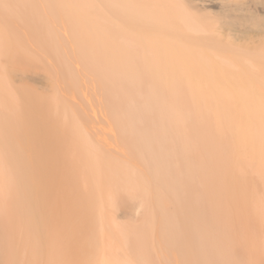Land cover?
Listing matches in <instances>:
<instances>
[{
  "label": "bare ground",
  "instance_id": "bare-ground-1",
  "mask_svg": "<svg viewBox=\"0 0 264 264\" xmlns=\"http://www.w3.org/2000/svg\"><path fill=\"white\" fill-rule=\"evenodd\" d=\"M103 1L0 0V18L15 2L21 20L44 23L40 49L64 84L80 89L73 62L97 84L123 156L87 138L77 111L55 91L53 106L27 91L31 101L21 107L1 81L0 107L11 102L12 116L0 118V264H264V237L254 229L264 231V66L250 58L264 60V0L255 8L221 4L220 32L240 28L251 39L254 31L259 44L247 52L194 41L216 30L190 0ZM61 17L68 49L54 28ZM1 25L0 59L24 60ZM38 81L55 90L53 78ZM26 125L30 146L48 148L54 166L31 159L20 142ZM63 138L73 148L68 162ZM71 193L96 217L91 226L85 213L65 207ZM123 195L136 204L137 225L118 226L112 216ZM78 217L89 244L77 241Z\"/></svg>",
  "mask_w": 264,
  "mask_h": 264
},
{
  "label": "rangeland",
  "instance_id": "rangeland-1",
  "mask_svg": "<svg viewBox=\"0 0 264 264\" xmlns=\"http://www.w3.org/2000/svg\"><path fill=\"white\" fill-rule=\"evenodd\" d=\"M95 1L97 2V0ZM181 1L182 3L185 4V0H181ZM190 1H192L194 4L199 6V8L204 9V12L207 14L209 18L208 23L211 29L216 30L215 32L212 33L194 34L196 35L194 36V41L199 40L203 44L206 43L210 44L215 42V44L217 43L218 47L222 48L223 50H226L227 48H231V47L238 49L243 48L241 50L244 52L245 50L246 52L250 50H254L255 46L259 44V42L256 41V38H254V34H255L254 31L251 32L250 34L251 36L249 35L251 39H244V35L241 33L242 29L240 28H237L236 31L232 29V32L227 29H225L224 32H220L222 31V27L219 23L218 17L220 15L221 4H223L226 0H213L212 2H207L206 0H190ZM237 2H241L245 4V6L255 8L262 6L261 4L263 3V0H236L234 3ZM10 3L13 5L12 6L13 8L11 7V10H6L1 13L3 18H0V21L3 22L2 25L0 22V25L9 31L10 36L15 42L14 43L15 48L21 50V55L23 56L24 60L22 61L15 60L16 61L15 63L17 64L16 65V64H12L14 63L13 60H12L13 62L11 63V61L7 60L5 57H2V59H0V82L2 81L1 85L4 83L5 86L4 84L3 86L7 88L8 93L14 94L16 96V99H18L19 105L21 107H27L28 102L31 101V99L26 100L25 97L27 96V94L26 96H24L27 91H33L34 93L38 94L41 98H43L44 101L48 99L49 104L53 106L51 103L53 101V98L51 97L53 96L52 95L53 91H55V93L58 96H60L61 100H64V103L68 110L77 111L78 116L81 118L82 124L85 127L86 136L89 135L90 138L93 141H95L97 144H99L105 152L114 153V154L119 153L120 156L123 157L121 155L122 149L119 142L118 130L115 124L113 123V121L111 120L108 111H106V108L104 107V98L100 93V91L97 89V84H95V82H93L92 79L88 78L85 75L82 66L76 62H73L72 68L75 70V72H77V74H80L82 77L80 89L78 91H75L69 88L66 84H64L62 82V79L60 78L61 71L57 66H54L56 65V63L53 60V58L48 56L45 52H43V50L40 49L41 45L38 42V40L44 39L47 35V31L45 29L46 27L44 23L32 22L29 19L26 21L21 20L20 16L22 17L25 15L24 9L17 6L15 2L14 3L10 2ZM97 3L104 4V1L98 0ZM41 11L43 12L42 7H41ZM192 14L197 16L199 15V13L197 14L194 11L192 12ZM60 19L63 23L62 22L55 23L54 28L57 27V29L59 30V35L61 37L60 41L68 49L69 47L68 44L70 43L71 35L68 29V25L66 23L64 25V21L62 20L63 19L62 17ZM232 35L233 36L236 35L239 40H233L232 38H230ZM258 52L261 51L258 50ZM24 56L28 58L27 60L29 61L33 60L36 61L39 65H42V66H38V67H42V69L40 70L38 68L35 69L30 66H27V64L29 63L25 62ZM250 58H252L251 61L253 64H256L257 62H263V64L261 63L262 64L261 66H264L263 59L261 60L259 57L256 56H250ZM11 65L14 67L17 66V68H13ZM15 69H18V71L14 72ZM45 69L50 70L52 73L47 70L50 73L49 74L48 72L45 71ZM249 75L254 78L253 80L255 84L257 85L263 84V82L256 76H253L252 74ZM43 77H46V79L53 78L55 80L54 82L55 90L53 89V87L46 85V83L44 82V80L46 79ZM38 80H42L45 84L44 85L41 84ZM6 104H7L6 107L3 108L0 107V116H2L0 118L2 121L9 120L12 116L11 102L9 103V101L6 100ZM29 109L31 110V112L34 111V109L31 106L29 107ZM52 110H54V107L52 108ZM22 113L25 115V117H28L26 115V110H23ZM17 115L22 116L20 112L17 113ZM22 132H24V136L20 139V142L24 147L26 148L30 147L31 159L34 162L41 165L54 166L56 162H54V157L48 151V148H42V146L40 145L30 146V140H32L33 136L29 125H26L24 129H22ZM52 137H55V135ZM59 143L61 144V151L66 152L65 155L66 157H68L66 159L68 162V159L71 160L72 154L70 150H72L73 148L72 146H70V142L67 141V139L65 138L59 139ZM64 179H65V174H63V180ZM68 185L70 186L69 189L71 191V185L70 184ZM80 188L82 193L86 192V189L83 185H81ZM64 205L67 208L77 209L79 210L80 213H85L86 220L88 222L91 221L90 223H88L89 226H91L92 221L96 219V217L87 213L86 208L79 209L76 207L77 201L75 200V196L73 193H71L70 195H66L64 200ZM122 214H124V216H122ZM112 216L116 224H118V226H134L137 225L139 221V215L136 210V204L134 202L129 201L124 195L121 196L119 208L113 211ZM255 226L254 229L258 231V233L255 232V234L258 236L262 235V237H264V233H263L264 231L261 230L259 227L257 226L255 227ZM76 230L78 234L77 235L78 243L84 245L92 242V237L90 235V231L88 230L86 223L85 222L82 223L79 217L77 219ZM110 231H111L110 227L108 225H105L103 228V232L110 233ZM241 250L242 249H238V253L241 256H243V259H246V261L248 262L249 261L248 253L245 251L242 252ZM120 253L122 255H125L124 250H121Z\"/></svg>",
  "mask_w": 264,
  "mask_h": 264
}]
</instances>
